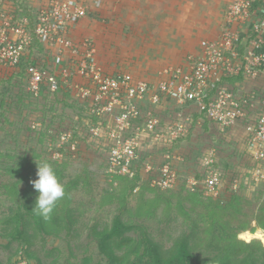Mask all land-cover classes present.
Wrapping results in <instances>:
<instances>
[{
  "label": "rangeland",
  "instance_id": "1",
  "mask_svg": "<svg viewBox=\"0 0 264 264\" xmlns=\"http://www.w3.org/2000/svg\"><path fill=\"white\" fill-rule=\"evenodd\" d=\"M85 3L88 6L87 16L75 25L73 36L78 40L90 38L96 45L97 61L106 71L111 73L129 71L135 76L152 78L156 70L163 65L182 61L187 54L198 51L204 36L209 37L212 33L218 32L220 34L224 27V14L229 1L85 0ZM27 4L32 5V0ZM50 56L53 57L51 63L55 61V56L58 57L56 52ZM64 56L60 62L68 61L69 55ZM47 62L49 63V60ZM49 65L51 66L50 63ZM4 74L0 73V81ZM7 80L5 78L0 84V97L5 103L10 104L9 107L0 108V261L4 264H10L9 258L18 260V264L25 261L20 260L22 254L12 255L19 246V241L10 242L9 238L1 236L6 226L2 219L23 202L20 193L25 192L27 188L34 190L31 182L38 179L35 173L38 171V167L35 166L38 162L49 163L50 160L49 164L55 169L60 182L70 188L57 207L63 208L64 201L70 198L72 200L70 206L74 205L78 209V212L76 211L78 222L74 230L76 234L63 232L62 237L46 236L44 242L39 239L33 246L34 251L41 255L45 263L57 257V264H76L81 262L84 255L91 254L95 260L92 264H95L101 255L93 230L110 225L118 212H122L125 220L147 226L148 232L159 240L166 250H170L175 238L183 233L192 232L194 221L202 217L200 214L205 210L208 211L205 205H194L186 198L190 192L188 189L192 191L190 187L183 188L182 184L173 189L151 187L146 172L147 166L144 168L141 184L131 190L128 187L129 180L121 177L132 179L134 176L120 173L117 175L106 171L108 151L100 150L101 142L98 139L94 138V142L83 144L79 149L81 145L75 138L77 150L73 149L72 143L61 148L55 145L57 139H47L46 135L38 131L41 125L38 120L33 119V114L41 115L46 107L49 108L54 103L53 111L48 114L51 118L57 115L54 119L57 122L56 126L60 127V115L65 116L67 124L72 120L78 121L81 117L71 106H65L58 98L45 94L44 91L35 94L36 98L33 100L28 98L31 100L29 109H23L21 116L11 94L18 93L20 86L24 88L27 83L14 81L10 83ZM77 82L84 83L80 80ZM255 84H262V81L259 79L243 83L246 88ZM72 90L73 97L79 99V102L82 101L78 89ZM85 118L86 116L83 119ZM206 120L207 118L202 117L201 123ZM226 135L217 133L211 122L210 128L205 130L203 124H197L195 128L193 127L190 140L182 143L184 148L182 152L185 153L187 160L180 163L179 167L184 165L183 172L195 169L202 149L205 150L212 144L223 151L219 155L221 165L230 161L229 156H232L235 162L241 158L243 160L242 143L239 142L241 147L239 148L238 140L232 135L228 138L222 137ZM24 160L25 166H29L30 170L23 167L15 173L6 171L10 165L17 166ZM24 177H27V182H19ZM199 190L202 191L203 199L208 201L210 196L205 194L204 189L199 187ZM221 194L211 198H219ZM242 195L248 199L240 202L242 211L236 214L237 216L230 211L220 215L228 224L229 232L236 231L240 220L251 219L249 225L257 226L254 217L264 206V197H259L257 190L250 197L247 193ZM158 197H161L158 201L153 200ZM228 197L225 195L222 205L227 203ZM150 200H153L150 203L156 208L155 214L140 216L138 214L140 206L145 207L146 202ZM205 217L198 222L201 229L206 228L211 221L209 216ZM257 229L261 228L257 226ZM248 231L238 234V239L246 242L256 239L264 245L262 238L249 240ZM209 237L211 238V234ZM36 261L33 260V264H36Z\"/></svg>",
  "mask_w": 264,
  "mask_h": 264
},
{
  "label": "built area",
  "instance_id": "2",
  "mask_svg": "<svg viewBox=\"0 0 264 264\" xmlns=\"http://www.w3.org/2000/svg\"><path fill=\"white\" fill-rule=\"evenodd\" d=\"M16 12L13 1L0 0V69L22 62L33 44V31L51 54L56 52L54 69L37 63L27 67L28 88L34 94L42 93L45 85L56 91L62 80L78 89L101 118L91 125L90 134L109 151L107 172L133 177L140 151H178L173 150L175 143L188 136L199 113L198 123L207 118L220 135H232L242 143V150L257 163L254 180L264 181V0H229L220 34L205 37L198 51L163 65L150 79L129 71H106L90 38L73 37V28L87 16L84 2L47 0L37 9L33 31L29 16L18 19ZM64 55H69L68 61L60 62ZM74 73L83 84L70 82ZM259 79L262 84L243 85ZM56 139L54 144L60 148L69 143L73 149L77 146L71 129ZM217 152L218 147L211 146L201 159V182L189 177L193 191L198 185L210 197L223 191L225 181L215 167ZM165 156L169 161L151 177L150 185L173 189L179 179L174 159L184 158L169 152ZM146 166V171L152 170L151 164ZM238 186L236 178L233 188ZM23 260L22 264H28Z\"/></svg>",
  "mask_w": 264,
  "mask_h": 264
},
{
  "label": "trees",
  "instance_id": "3",
  "mask_svg": "<svg viewBox=\"0 0 264 264\" xmlns=\"http://www.w3.org/2000/svg\"><path fill=\"white\" fill-rule=\"evenodd\" d=\"M28 1L29 0H13V6L17 9L16 17L18 19L24 15L29 16L31 30L33 31L38 6L27 4ZM33 1L34 0H32V2ZM80 1L85 3V0ZM257 9L258 7L255 8V11H257ZM33 37V44L27 48L22 62L17 67L0 69V73H5L1 78L2 81H0V84L5 78H7V81L10 83L12 81H14V83H27V86L25 85L24 88L20 86L18 93L11 94L13 102L20 109L21 116L23 114V109H29L31 100L28 98L30 97L32 100L36 98L35 94L29 88V90L27 89V87H29L27 67L31 63L42 64L51 69H54V66H56V61L50 62L53 60V57L50 56L52 55L50 53L51 50L48 51L46 46L34 34V31ZM47 53H49V56L46 57ZM47 60H49L51 66ZM70 69L75 72L74 67ZM157 71L158 69L156 72ZM69 80L70 82H77L80 80V77L74 73L70 76ZM232 82L236 85L235 80H232ZM72 89L73 88L70 87L69 84L62 80L56 91H51L46 85L43 86L45 94L47 93L58 98L65 106H71L82 120H72L70 124H67L65 116L60 115V127L56 126L57 122L54 121V119L57 118V115L51 118V115L48 114V112L50 113L53 111L54 103L51 107H46L41 115L37 113L33 114V119L40 122L39 124L41 126L38 127V131L46 135V137H48L47 139H56L63 130L71 129L74 133V138L78 139V143L81 145L79 149H81L83 144L94 142L90 134V127L91 125L98 124L101 118L91 110L88 100L80 98L82 101L79 102V99L73 97ZM6 106L9 107L10 104L5 103L4 99L0 97V108ZM85 116L86 118L83 119ZM199 116V113L195 114L194 128L198 124ZM210 122L211 121L208 122V119L205 122L203 121V130L210 128ZM193 127L187 137L175 143L173 150H176L178 147V151H149L148 149L140 151L136 165L133 166L137 172L136 175L132 179L130 177H121L127 179V181L129 180L128 187L132 190L134 186L141 184V177H143V173H145L144 168L148 164L152 165V170L146 171L149 182L153 175H158L161 167L169 161L165 156L167 152L181 155L184 158L183 160L174 159L173 167L176 168L179 178L176 186L182 184L183 188H191L188 182L191 175L195 176L196 179L201 182L204 176L202 175L200 162L206 153L205 150L202 149V152H200L195 169H188L186 172H183L184 170L182 168L184 165L179 167L180 163L187 160L185 153L182 152L184 148L181 146L183 141L188 142L190 140ZM77 147L74 150H77ZM99 147L100 150L107 151V147H104L102 143L99 144ZM208 147L209 146H207V148ZM163 148L164 147H161V149ZM220 153H223V151L218 149L217 160L215 161V167L221 172L222 178L225 181L224 189L220 197L216 199L209 197L208 201H205L202 191L199 190L200 185H198L199 187H197L198 189L195 191L188 189L190 192L186 198L194 205H205L204 207L208 210H205L204 213L200 214L202 217H198L197 220L194 221L192 232L183 233L175 238L170 250H166L162 243L148 232L147 226L138 224L134 221L125 220L122 212H118L113 217L110 225H106L102 229L94 228L93 230L97 248L101 255V258L98 259L95 264H264V245L261 241L255 239L254 241L246 242L237 237L242 231L250 230L251 232H255L257 226L264 230V206L261 207L260 212L254 217V220H257V226L249 225L251 219L240 220L239 224L236 226L235 232H229L227 230L228 224L225 219H222L220 216L224 215L222 213L229 211L233 215L235 214L234 216H237L236 214L242 211L240 202L243 203V199H248V197L242 195L243 193H247L250 197L254 195V192L257 190L259 197H264V181L256 182L252 176V171L257 163L253 162L252 159L245 154V151H243V160L241 158L240 161L235 162V160H232V156H229L230 161L225 165H221L219 159ZM48 161L50 163V160ZM25 162L24 160L17 166L10 165L7 167L6 171L15 173L20 171L23 167L26 170H30L29 166H25ZM35 166L38 167V163ZM35 173L37 174V172ZM236 178L239 180V186L237 189H234L233 184ZM26 179L27 177L21 178L19 182H27ZM19 182L17 181V183ZM64 187L65 191L68 192V190H70L67 185ZM20 195L23 196V202L16 210L2 219V222H5L6 226L1 236L9 238L10 242L19 241V246L13 251L12 255L16 256L22 254L21 257L26 259L28 264H33V260H37L36 264H57V257L49 263H45L41 255L34 251L33 246L39 239H42L44 242L46 236L62 237L63 232L70 235L76 234L74 230H76L75 224L78 222L76 214V211L78 212L77 207L74 205L70 206L72 200L69 198L66 202L64 201L63 208H58L57 206L61 202V200H59L51 215V219L44 221L32 211L38 193L35 190H31V188H27L25 192L20 193ZM225 195L226 197L229 196L226 198L228 201L225 205H222L223 203L221 202L225 199ZM160 198L161 197H158L153 200L158 201ZM153 200L146 202L145 207L140 206L138 211L140 216H152V214H155L156 208L153 203H150ZM206 215L211 218V221L207 225L208 227L206 226V228L201 229L199 226L200 223L198 222L206 218ZM210 234L211 238L209 237ZM248 239L251 240L253 238ZM8 260H10V264H18L19 262L18 260L14 261L10 258ZM94 261L93 255L87 254L82 257L80 263L76 264H92ZM0 264L4 263L0 261Z\"/></svg>",
  "mask_w": 264,
  "mask_h": 264
},
{
  "label": "clouds",
  "instance_id": "4",
  "mask_svg": "<svg viewBox=\"0 0 264 264\" xmlns=\"http://www.w3.org/2000/svg\"><path fill=\"white\" fill-rule=\"evenodd\" d=\"M36 175L38 179L31 183L38 196L32 211L44 221H48L57 202L65 197V187L60 182L55 169L47 162H38Z\"/></svg>",
  "mask_w": 264,
  "mask_h": 264
},
{
  "label": "crops",
  "instance_id": "5",
  "mask_svg": "<svg viewBox=\"0 0 264 264\" xmlns=\"http://www.w3.org/2000/svg\"><path fill=\"white\" fill-rule=\"evenodd\" d=\"M44 1H46V0H34L33 2H32V4L33 5H36V6H41L43 3H44ZM229 1V0H228ZM39 4V5H38ZM211 34V33H210ZM215 34H217V33H212L211 35H215ZM210 35V36H211ZM204 38H205V36H204ZM146 78V77H145ZM150 79V78H149ZM171 108L173 109V108H175V107H173V106H171ZM210 121V120H209ZM198 124H200V123H198ZM202 124H203V122H202ZM213 124V123H212ZM214 125V124H213ZM215 126V125H214ZM216 127V126H215ZM223 137V136H222ZM223 138H225V137H223ZM239 143V142H238ZM215 144H212V145H210L208 148H206L205 149V151H207L211 146H214ZM217 146V145H216ZM181 147H183V146H181ZM239 148H241L240 147V143H239ZM148 149H150V148H148ZM219 149V148H218ZM177 150H178V147H177ZM250 231V230H249Z\"/></svg>",
  "mask_w": 264,
  "mask_h": 264
},
{
  "label": "bare ground",
  "instance_id": "6",
  "mask_svg": "<svg viewBox=\"0 0 264 264\" xmlns=\"http://www.w3.org/2000/svg\"><path fill=\"white\" fill-rule=\"evenodd\" d=\"M247 233H249L248 234L249 238H262V239H264V232L261 229H258L255 232L248 231Z\"/></svg>",
  "mask_w": 264,
  "mask_h": 264
}]
</instances>
